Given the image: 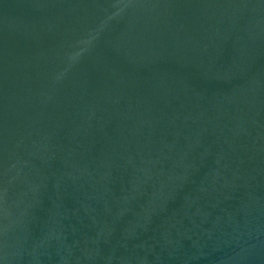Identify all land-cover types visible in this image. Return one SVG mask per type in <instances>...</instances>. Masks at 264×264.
<instances>
[{"label": "water", "instance_id": "95a60500", "mask_svg": "<svg viewBox=\"0 0 264 264\" xmlns=\"http://www.w3.org/2000/svg\"><path fill=\"white\" fill-rule=\"evenodd\" d=\"M0 264H264V0H0Z\"/></svg>", "mask_w": 264, "mask_h": 264}]
</instances>
